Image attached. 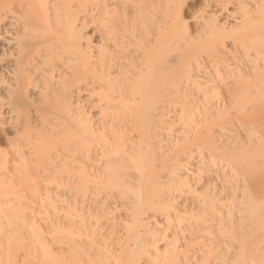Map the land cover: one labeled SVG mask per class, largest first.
Listing matches in <instances>:
<instances>
[{
    "label": "bare ground",
    "instance_id": "obj_1",
    "mask_svg": "<svg viewBox=\"0 0 264 264\" xmlns=\"http://www.w3.org/2000/svg\"><path fill=\"white\" fill-rule=\"evenodd\" d=\"M190 1L0 0V264H264V0Z\"/></svg>",
    "mask_w": 264,
    "mask_h": 264
},
{
    "label": "rangeland",
    "instance_id": "obj_2",
    "mask_svg": "<svg viewBox=\"0 0 264 264\" xmlns=\"http://www.w3.org/2000/svg\"><path fill=\"white\" fill-rule=\"evenodd\" d=\"M200 3H201V0H194V1H190V6H189V9H188V7L186 8V12H185V15H186V18H185V20H187L188 21V23H189V25L192 23V14H193V11L195 10V9H193V8H195V7H197L198 5H200ZM194 4V6H192ZM198 4V5H197ZM197 5V6H196ZM188 10V11H187ZM187 13V14H186ZM189 14V15H188ZM185 15H184V17H185ZM191 27H192V24H191ZM89 31V30H88ZM90 33H89V36H93L92 37V41L94 42V43H99V37L95 34V35H93L94 33H91L92 32V29L89 31ZM98 41V42H97ZM0 45H3L2 43H0ZM172 55H174V54H172ZM170 56V58H169V60H170V62H172L174 59H175V56ZM172 60V61H171ZM87 109V108H86ZM94 112V111H93ZM95 113V112H94ZM94 113H92L94 116H96ZM93 116V117H94ZM95 118V117H94ZM2 138L3 137H1L0 136V140H2ZM3 141V140H2Z\"/></svg>",
    "mask_w": 264,
    "mask_h": 264
}]
</instances>
